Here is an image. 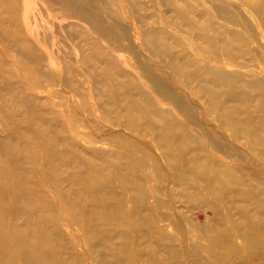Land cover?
<instances>
[{
    "label": "bare ground",
    "instance_id": "1",
    "mask_svg": "<svg viewBox=\"0 0 264 264\" xmlns=\"http://www.w3.org/2000/svg\"><path fill=\"white\" fill-rule=\"evenodd\" d=\"M158 1L0 0V264L264 258V43L229 0Z\"/></svg>",
    "mask_w": 264,
    "mask_h": 264
},
{
    "label": "rangeland",
    "instance_id": "2",
    "mask_svg": "<svg viewBox=\"0 0 264 264\" xmlns=\"http://www.w3.org/2000/svg\"><path fill=\"white\" fill-rule=\"evenodd\" d=\"M149 6H151V11L152 13H161L162 12V9L163 7L161 6L160 2L158 0H144ZM231 3H232V7L236 10H238L240 12V18H239V21L240 19H242L243 17L247 18L252 26L254 27V30L255 32L257 33V40L253 39L251 37V46L253 48V51L248 54V57H254L256 55V51H258L257 47L259 45L260 42L264 43V39H263V36L261 34V31L259 30V28L257 27V23L255 21V16L252 15V13L249 11V9L247 8V6H245L243 3L239 2L238 0H229ZM112 10L114 12H116L118 14V16L121 18V21L123 22V24L125 26H127L130 30H131V33H132V39L133 41L136 43L137 42V38L135 36V34L133 33V25H134V22L133 20L131 19L130 17V14L129 13H126L125 11H123V9L121 8V6H119L118 4L117 5H112L111 6ZM158 7V8H157ZM241 10V11H240ZM217 21L221 24H225L227 26H229L231 29L233 30H242V26L240 25H233L223 19H217ZM156 25H160V26H164L167 30L169 31H174L176 32V28L173 27V26H170V25H165L164 23H157ZM43 27H40V29H42ZM255 40V41H254ZM102 42V41H101ZM103 45L105 46H108L107 43H104L102 42ZM71 55H72V58H71V61L77 65V60L75 57L78 56V54L75 52L74 48H70L69 49ZM118 54V52H117ZM127 54V53H126ZM125 54V55H126ZM143 54H145V52H143ZM199 56V55H197ZM220 64H224L223 61H220L219 62ZM253 63V62H252ZM85 69L83 67V77L85 78ZM57 88H61L60 86H57ZM67 93H69L68 91H66ZM92 103V102H91ZM231 143H232V139H228ZM194 214L195 215H198L199 217H202L204 216V211H202L201 209H198V210H195L194 211ZM154 238V237H152ZM264 261V258L262 259L261 257H258V258H255L254 261L252 262V264H264L263 263Z\"/></svg>",
    "mask_w": 264,
    "mask_h": 264
}]
</instances>
